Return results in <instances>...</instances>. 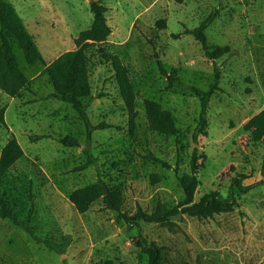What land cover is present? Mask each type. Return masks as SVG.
<instances>
[{
  "label": "rangeland",
  "instance_id": "374dc122",
  "mask_svg": "<svg viewBox=\"0 0 264 264\" xmlns=\"http://www.w3.org/2000/svg\"><path fill=\"white\" fill-rule=\"evenodd\" d=\"M3 1L33 36L41 60L26 63L11 44L28 83L14 96L0 90V156L12 138L23 151L0 177L1 190L18 219H26L33 202L30 225L38 236L59 241L68 235L70 243L61 256L0 217V264H147L136 239L162 247L166 264H264V143L250 126L264 109V0H93L107 8L111 33L102 43L80 46L75 39L93 23L91 0ZM210 14L204 32L210 51L219 54L214 60L187 33ZM80 47L90 89L82 101L90 124H102L89 141L78 113L49 96L54 88L41 73ZM114 56L132 84L133 116L119 93ZM214 63L220 89L207 105L204 134H197L200 100L189 88L207 90ZM172 71L179 85H171ZM145 100L172 114L176 134L150 128ZM194 146L205 159L198 162L204 166L197 171L193 201L216 191L235 198L233 211L207 218L178 214L168 226L139 221L130 228L101 199L84 214L68 199L100 179L123 197L125 214L138 206L147 212L159 204L171 208L184 198L177 177L190 175ZM240 175L246 176L243 186L252 185L246 193L233 185Z\"/></svg>",
  "mask_w": 264,
  "mask_h": 264
},
{
  "label": "trees",
  "instance_id": "16d2710c",
  "mask_svg": "<svg viewBox=\"0 0 264 264\" xmlns=\"http://www.w3.org/2000/svg\"><path fill=\"white\" fill-rule=\"evenodd\" d=\"M89 6L93 13V23L89 29L81 31L79 36L75 39V43L78 46L82 45L81 43L87 40L102 43L106 41L111 33V28L107 24L105 15L107 8L97 1L91 2ZM212 21L213 15L210 14L196 28L189 30L187 33L193 35L196 41L201 44L205 56L214 60L215 55L217 57L219 54L210 51L211 47L207 44V38L204 32ZM157 23L160 25L161 20ZM12 43L22 51L26 63L33 64L41 60V55L35 40L25 29L20 16L9 2L0 0V90L10 96L17 95L28 83L25 75L19 69L17 57L14 54L13 45H11ZM215 48L217 49V46ZM224 50L227 52L230 51L227 46ZM112 64L119 93L123 102L129 108L130 115L133 116L135 112L132 108L135 95L132 84L128 78L127 70L115 56L112 57ZM159 65L161 66V64ZM161 69L164 71L163 68ZM41 73L47 75L49 82L54 88V92L49 96L53 99L68 103L78 113V116L82 119L87 129V139L89 141L91 130L101 129L102 124L97 127L90 124L86 112L87 104H84L82 101L84 97L90 95V89L87 83L86 58L82 47L75 51L63 53ZM174 73L175 72L172 71L171 76H169L170 83L171 85H179L178 80L173 76ZM213 74V80L207 90H201L194 86L189 88L200 100L197 134H204L207 126V105L211 96L220 89V70L215 63L213 66ZM144 108L149 126L152 130L164 135L176 134L177 128L175 121L168 110L162 108L158 102L153 100H145ZM252 125L258 139L264 143V109L251 119L250 126L252 127ZM38 138L40 137H37V139ZM60 141L68 145H73L72 142L65 139ZM22 156L23 151L19 143L15 138H12L1 151L0 177L7 173ZM200 158L205 159V155L199 154L198 148L194 146L190 159V175L177 177L184 198L171 208L164 204H159L152 212H147L138 206L134 214H125L121 210L123 197L118 192L113 193L108 190L107 193L104 194L102 186L104 184L100 179L89 186L74 190L69 195L68 199L79 214L88 212L90 206L95 201L101 199L105 207L117 213L118 219L123 220L130 228L137 226L139 221L159 223L168 226L171 223L170 219L178 214H187L188 216L197 218H207L214 214L233 211L234 207L237 205L235 198L230 195L223 197L216 191H210L204 194L198 202L193 201L194 191L199 185L197 171L200 167L204 166V162L198 163ZM151 159L161 164L163 167L170 168L168 164L158 158L151 157ZM262 165L264 168V156ZM152 177L153 180L158 179L157 176ZM245 178L246 176L240 175L233 180V185L235 184L241 193H246L252 188V185H242L241 182ZM30 198L32 200L33 196L31 195ZM32 207L34 208L33 202L31 203L25 220L18 219L16 213L9 207L6 198H4L0 186V217L22 228L34 242L58 254H63L70 243V237L68 235H62L59 241H52L38 236L34 228L30 225ZM134 244L137 249L147 256V264H166L162 247L154 242L136 239ZM100 264H112V261H104ZM178 264L188 263L180 262Z\"/></svg>",
  "mask_w": 264,
  "mask_h": 264
},
{
  "label": "water",
  "instance_id": "95a60500",
  "mask_svg": "<svg viewBox=\"0 0 264 264\" xmlns=\"http://www.w3.org/2000/svg\"><path fill=\"white\" fill-rule=\"evenodd\" d=\"M90 2H93V0H91ZM103 186V193L106 194L107 193V188L105 187V185H102ZM61 256H63V254H61Z\"/></svg>",
  "mask_w": 264,
  "mask_h": 264
},
{
  "label": "crops",
  "instance_id": "0c3cea01",
  "mask_svg": "<svg viewBox=\"0 0 264 264\" xmlns=\"http://www.w3.org/2000/svg\"><path fill=\"white\" fill-rule=\"evenodd\" d=\"M44 69V68H43ZM43 69L39 70V72L43 71Z\"/></svg>",
  "mask_w": 264,
  "mask_h": 264
}]
</instances>
